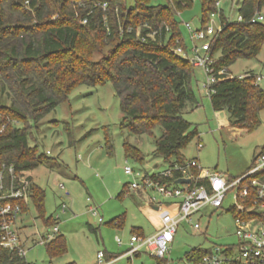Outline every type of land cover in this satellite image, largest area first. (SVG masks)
I'll use <instances>...</instances> for the list:
<instances>
[{
  "label": "trees",
  "instance_id": "16d2710c",
  "mask_svg": "<svg viewBox=\"0 0 264 264\" xmlns=\"http://www.w3.org/2000/svg\"><path fill=\"white\" fill-rule=\"evenodd\" d=\"M98 1L107 3L106 10L94 6ZM200 1L199 28H205L219 0ZM189 5L191 0H134L132 5L126 0H0V167L13 165L24 172L48 163L47 154L29 143L32 127L68 101L79 85L107 82L119 99L120 127L140 135L160 126L152 155L169 164L183 162L181 150L197 127L182 112L188 103L199 104L192 88L195 66L174 51L182 46L186 50L174 16ZM237 6L244 21L229 20L220 10V29L210 42V54L219 52L215 68L226 73L237 59L256 58L264 46V21H248L256 12L264 15V0H238ZM211 88V106L224 113L223 126H259L264 92L252 76L222 74ZM106 144L111 151L108 138ZM123 146L126 157L144 160L135 145L125 140ZM30 186L44 224H55L52 215L45 216L44 190ZM114 221L116 226L123 223ZM132 233L142 234L134 228ZM48 247L51 253L64 251V238L56 236ZM207 250L192 251L188 259L198 260ZM5 264L27 263L16 259Z\"/></svg>",
  "mask_w": 264,
  "mask_h": 264
},
{
  "label": "rangeland",
  "instance_id": "374dc122",
  "mask_svg": "<svg viewBox=\"0 0 264 264\" xmlns=\"http://www.w3.org/2000/svg\"><path fill=\"white\" fill-rule=\"evenodd\" d=\"M236 1L219 0L217 12L208 15V24L220 27V10L227 18L235 19L238 15ZM152 2L167 4L169 0ZM133 3L134 0H126L127 5ZM201 15V1L191 0V5L178 10L174 16L187 51L193 43L186 23L192 29L200 27ZM218 58L219 52L214 54V59ZM263 60L264 46L256 58L237 59L228 67L229 75L235 77L250 69L258 70ZM206 81L205 72L195 67L192 88L199 105L192 107L188 103L182 116L197 127V134L181 153L185 160L196 159L202 169L216 170L235 178L250 168L264 145V108L259 114L260 124L254 130L223 126L224 113L217 114L213 110ZM260 88L264 92V84L261 83ZM121 118L119 99L111 83L107 82L96 86L79 85L69 93L68 101L58 104L32 127L29 143L36 144L39 152L46 153L49 162L26 171L25 175L44 190L45 216L59 215V233L46 244L39 243L48 228L35 204L27 199V209L18 217L27 264H96L99 250L104 251V255L124 254L133 228L142 229L145 236L154 231V218L148 213L145 197L127 189L125 184L133 177L125 174L123 168L129 164L153 173L168 167L169 163L160 156L152 155L162 128L155 126L152 134H131L120 127ZM106 138L112 145L111 151L107 148ZM125 140L142 152V162L125 156ZM198 141L202 145L199 150ZM60 184L63 186L59 187ZM148 194L160 199L155 192ZM229 201L227 199L222 208L207 206L195 213L191 218L200 222L199 229L192 228L187 221L179 224L168 256L172 264H187L192 251L234 240L233 213L225 210ZM61 203L66 205L64 212L60 211ZM120 219L123 220L122 227L111 223ZM58 235L64 238L65 249L51 253L48 246ZM116 236L123 244L116 242ZM156 262L142 248L140 253L124 255L114 264Z\"/></svg>",
  "mask_w": 264,
  "mask_h": 264
},
{
  "label": "built area",
  "instance_id": "2783aa9c",
  "mask_svg": "<svg viewBox=\"0 0 264 264\" xmlns=\"http://www.w3.org/2000/svg\"><path fill=\"white\" fill-rule=\"evenodd\" d=\"M218 3L219 1L216 4ZM94 6L106 10L107 3L98 1ZM228 19L244 21L239 13L235 19ZM86 21V18L82 20L83 23ZM248 21H264V15L256 12ZM186 27L193 46L189 51L182 47H176L174 51L205 72V87L209 94L212 91L211 85L218 80L219 75H229L226 73L227 69L215 68L214 57L209 51L211 39L220 27L207 24L205 28L192 29L189 23H186ZM150 36H153V32ZM244 76H252L254 84L260 87L261 83L264 84V63L261 71L245 72L239 77ZM201 146L198 141L197 150ZM123 169L125 174L133 177L127 184L129 191H141L147 195L155 192L163 201L156 231L148 236L131 234L129 247L122 256L138 254L144 248L157 260L156 264H172L168 256L179 224L187 221L192 228L199 229L200 222L191 218L195 213L207 206L213 209L222 208L224 202L230 199L225 210L233 213L234 240L225 244L214 243L198 260L187 259V264H264V217L258 215L264 213L263 147L254 157L250 168L235 178L216 170L202 169L196 159L172 162L167 168L155 173H146L129 164H125ZM25 172L17 171L13 165L2 164L0 167V264L16 259L27 263L25 242L18 231V217L25 212L27 199H31V180ZM182 178H188L189 182L176 181ZM151 199L154 201L156 198L153 196ZM65 209V203H61L60 211L64 212ZM90 210L95 213L94 209ZM53 217L55 224L45 225L48 229L45 230L40 244H45L59 233V215ZM116 223L114 221L113 224ZM115 240L118 244H123L119 237L116 236ZM122 256L107 259L104 252L99 250L96 264H114Z\"/></svg>",
  "mask_w": 264,
  "mask_h": 264
},
{
  "label": "crops",
  "instance_id": "0c3cea01",
  "mask_svg": "<svg viewBox=\"0 0 264 264\" xmlns=\"http://www.w3.org/2000/svg\"><path fill=\"white\" fill-rule=\"evenodd\" d=\"M236 5H237V1H236ZM263 63H264V60L261 61L260 67H259L258 70L250 69V70H247L246 72H259V71H261L262 70V67H263ZM154 167H157V165H154ZM155 172H158V171H155ZM155 172H153V173H155ZM31 183H33L32 179H31ZM127 184H125V185L128 186ZM127 189H128V187H127ZM135 192L138 193V194H140V195L143 194L144 197H145L146 206L149 209V212L148 213L150 214L151 217L154 218L153 220L155 222V223H153L154 231L151 233V234H153L156 231V229L158 228V226H159V213H160V210H161V207H162V201L163 200L157 199L156 196H154V195H149V194L147 195V194H145V193H143L141 191H135ZM153 196L156 198L154 201L151 199V197H153ZM122 226H123V223L121 224V226H117V227H122ZM138 232L142 233V234H139V235H144L142 229H138ZM132 234H136V233H132ZM151 234H149V235H151ZM107 254L108 255H105V258H107V259L114 258V257H118V256H122L123 255V254L122 255H114V254H110V253H107Z\"/></svg>",
  "mask_w": 264,
  "mask_h": 264
},
{
  "label": "water",
  "instance_id": "95a60500",
  "mask_svg": "<svg viewBox=\"0 0 264 264\" xmlns=\"http://www.w3.org/2000/svg\"><path fill=\"white\" fill-rule=\"evenodd\" d=\"M177 182H189L188 178H182V179H178L176 180Z\"/></svg>",
  "mask_w": 264,
  "mask_h": 264
}]
</instances>
